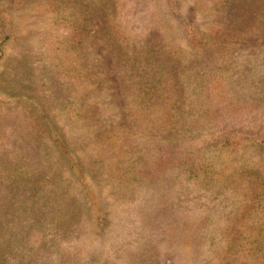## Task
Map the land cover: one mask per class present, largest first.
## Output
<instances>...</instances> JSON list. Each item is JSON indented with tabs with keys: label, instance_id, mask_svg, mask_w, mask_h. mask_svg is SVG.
I'll return each mask as SVG.
<instances>
[{
	"label": "rangeland",
	"instance_id": "1",
	"mask_svg": "<svg viewBox=\"0 0 264 264\" xmlns=\"http://www.w3.org/2000/svg\"><path fill=\"white\" fill-rule=\"evenodd\" d=\"M225 1L0 0L16 37L1 73L0 264H262L264 0L229 2L244 21L206 55ZM116 23L133 46L161 36L187 53L186 69L148 68L173 94L159 125L133 113ZM83 69L90 86L64 85ZM112 131L132 146L122 179L104 167Z\"/></svg>",
	"mask_w": 264,
	"mask_h": 264
},
{
	"label": "trees",
	"instance_id": "2",
	"mask_svg": "<svg viewBox=\"0 0 264 264\" xmlns=\"http://www.w3.org/2000/svg\"><path fill=\"white\" fill-rule=\"evenodd\" d=\"M231 1L232 0H226L225 2H222L218 6V8H216L217 13L215 11L213 21L209 23L208 38L204 42L205 44L203 46V52L205 51L206 55L211 54L213 50L219 51L222 50V48L224 49L227 41L226 38L228 39L229 35L232 33L239 32L240 25L241 23H243L244 18H240L238 20H234L232 19V17L229 18V2ZM153 17H155V20H157L158 15L156 12L155 14L154 12L152 13V18ZM11 20L12 18L10 14L0 7V92L1 89H8L6 88L7 85L3 80V75H1L2 69L5 66L3 59L8 54V52L15 50L16 37ZM70 26L71 29L69 31V39L74 44H77L75 38H78L79 34L81 35L83 33L84 29L80 27V21L76 20L73 21ZM116 27H119L117 23L115 25V29L112 31L113 38H111L112 40L114 39L113 43L115 48L120 49V53L129 61L128 63L130 64V69L128 73H132L133 75L128 81V92L132 95L130 104L131 108L133 109V113L136 119L142 124L154 125L155 123H157V125H159L164 119V117L161 115L162 111L164 110V107L168 108V104L170 106V99L173 94L171 93L170 88H166L168 84L164 83L162 87V84L159 85L156 82L160 81L158 77L160 70L158 71V69L154 68L156 70V76L153 77L154 80L148 79V75L152 73V70H154L148 68L154 66L159 67L162 64L174 60H181L184 65L183 67H185L186 69L189 66L188 59L185 58V55H187V53H184L183 59H177L179 50L173 44H167L164 38H161V36H159L158 39H155V37H153L145 46L138 45L137 42L135 43V46H133V41H131V39L123 32L124 30H120ZM254 31L255 33L259 34L260 28ZM196 39L197 36L195 35V40ZM162 45H167L168 47H170L169 50L168 48H164L165 51H162ZM194 46L198 47V45L196 44ZM156 48L158 49V51H155ZM173 57H175L176 59H173ZM73 69L77 70L76 64H73ZM126 75L128 74L126 73ZM91 77L92 74L83 69L80 78L72 76V81L69 84L65 83L64 85H68V87H71L74 85L82 84V87L86 88L89 84L91 85L92 83ZM151 83H154V86L149 87ZM147 87L150 88L151 92L148 95L149 97L143 99L142 92L145 91ZM6 97L7 95H1L0 93V98L3 99ZM74 110L75 109H72V112H74ZM156 112H158V114L161 116H153V114ZM75 114L78 116H85L86 118H88L89 116V112L86 110H81L78 114ZM112 132L113 133L110 135L112 137L106 138V140L104 141V144L106 146L104 147V151L106 153V156L109 157V160L104 164V167H107L108 171L112 173V175L120 177V179H122L125 167L123 166V163L121 164V162L122 160H124V158H128L130 157V155H132V146L130 141L124 138L122 134L117 133L116 131ZM51 137H53V141L55 143H60L59 138H57L58 134L54 130L51 133ZM67 158L70 169L75 174L77 173L80 180L82 182H85L87 188L93 190V183L89 180L85 172L78 169L75 165V162L71 161L69 156H67ZM259 201L262 205V200ZM260 238V241L262 242V245L264 247V230L260 231ZM260 252L262 253L261 263L264 264V248L261 247Z\"/></svg>",
	"mask_w": 264,
	"mask_h": 264
}]
</instances>
